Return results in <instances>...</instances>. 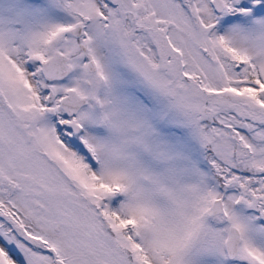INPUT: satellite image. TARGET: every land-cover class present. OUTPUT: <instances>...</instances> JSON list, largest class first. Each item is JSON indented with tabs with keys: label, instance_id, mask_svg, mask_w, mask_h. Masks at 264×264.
Here are the masks:
<instances>
[{
	"label": "snow or ice",
	"instance_id": "6c2138e0",
	"mask_svg": "<svg viewBox=\"0 0 264 264\" xmlns=\"http://www.w3.org/2000/svg\"><path fill=\"white\" fill-rule=\"evenodd\" d=\"M0 264H264V0H0Z\"/></svg>",
	"mask_w": 264,
	"mask_h": 264
}]
</instances>
